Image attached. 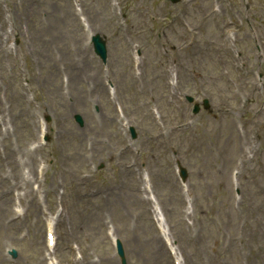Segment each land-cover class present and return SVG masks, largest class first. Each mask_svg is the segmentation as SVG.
Listing matches in <instances>:
<instances>
[{
  "label": "rangeland",
  "instance_id": "1",
  "mask_svg": "<svg viewBox=\"0 0 264 264\" xmlns=\"http://www.w3.org/2000/svg\"><path fill=\"white\" fill-rule=\"evenodd\" d=\"M19 1L20 7L17 9L16 14L19 18L22 15L23 21H26L27 24L31 23L38 49L44 51L47 55L57 44L55 42L65 35L66 21L61 18L60 13L62 7H66V0H59L58 4H56L55 0ZM233 1L235 14H237L238 9L244 11L242 2L245 0ZM249 6L250 10L244 11V13L250 21V25L252 22L256 25L258 29L257 33H260L259 42L264 47V1L254 3L253 0H249ZM96 9L99 11L96 12L91 10L90 12L93 23L95 28L97 24L100 28L104 29L108 26V24L103 18H101V11L104 10L103 0H100ZM41 11H44L47 15V18L44 21L40 19L39 13ZM209 27L210 24L208 25V28ZM207 32L210 33L211 30L208 29ZM78 34V37L75 39L72 38V35H69L63 37L62 40L66 42V45L72 51V55L74 57L77 56L79 52L81 56L86 58V54L79 48L78 42L81 40V34L79 31ZM212 37L217 39L218 34L214 32ZM48 42L51 44L47 47ZM243 42L246 45L248 54L251 53V43L247 40H243ZM114 56L119 58V55ZM47 63L49 66L46 67L42 73L46 75L49 72L55 76V87L53 88L51 94L49 89L41 88L40 85L38 86L34 82L33 86L34 89H36L38 96L43 98L45 101L52 97L55 107L58 108L59 115L66 117L61 109H66V104L70 105L71 102L66 101L64 98H62L63 101L58 98L56 95V88L60 85L59 74L70 75L72 77V90L74 92V98L76 95L79 97V109L76 111L82 115L85 123L89 122L91 124V128L84 126L80 129V139L83 141L85 137L97 135L96 139L99 143L94 146V160L88 159L86 157V153L81 151V155L73 162L75 159V152L71 147H69V142L70 146H72L74 142L68 141L66 145L69 156L65 158L68 164L60 163L55 166L52 181L54 182L57 190L61 187L65 190V194L62 199L65 223L64 228L60 230L57 251L61 248L67 247L69 244H75L82 256V260L79 264H118L117 260L113 259L114 253L110 241L111 235L108 234L105 227V221L107 220L105 216L110 213L115 220L113 231L110 234H116L121 237L124 242L127 255L131 257V264H155L150 255V248H153L154 246L153 232L148 226L146 214L143 213L146 206L139 202L133 194L134 185L131 179L123 176L122 174L123 170L121 168L119 158L116 155V149H113V123L110 124V122H112V116L110 114V109L105 106V99L100 88H97L91 94H85L84 85L80 81V69L75 66L76 62H72V57L67 54L62 57L61 61L57 59L55 62ZM94 66H97L96 62H88V73L91 74L92 71H94L92 69ZM121 68L122 65L119 66V69ZM77 71L78 74L76 76ZM237 74L241 77H245L243 72L236 73V76ZM116 78H118V72L116 73ZM7 79H12L13 81L14 77ZM42 82L45 83V80ZM186 89H189V87H186ZM8 90L9 94H11V98L14 99V94L17 98L16 102L21 103V98L16 93L15 85L12 86L11 90L9 88ZM205 90L214 93L212 96L213 105L215 108L220 109V112L217 113V117L214 120L210 118L207 120L212 121V124L221 136H228L227 140L229 143L226 150H222L224 148L223 144L218 147L224 159V172H226L232 165V160L235 155V149L233 148V143L235 142V132L234 129L232 130V126L234 123L236 124V128L239 129L241 127V125L237 124L236 121L241 114V98L249 97V91L251 89L235 86L231 92L229 87L220 86L218 88H205ZM215 90L220 92V94L216 93ZM178 91L179 87L173 88V92L177 93ZM88 98H91L93 101H98L100 103V110L108 111V115L107 117H104V121H90L89 105L87 103ZM252 102L254 101L252 100L250 103ZM263 105L264 96L256 102V105L250 106V108H254L257 112H259L257 118L260 122H262V125L264 124V109L261 111L260 106ZM15 114L17 115L18 121L25 124V113L20 111L17 107ZM195 121L197 124L191 125L189 130H185L180 133L189 138V131L191 130L193 132L198 128L199 121ZM173 122L175 121H171V123ZM248 122V127H250L251 121ZM202 133L206 136H212V131L208 129H203ZM156 134V131L152 128L142 129L138 137V141L144 149V155L154 172V176L160 181L165 178L171 180L170 189L173 194L170 195H172L175 199V210L171 213L168 212V214L174 225L175 230H173V232H176L177 235H179L180 232H183L187 239H190L184 232V228L179 220V199L174 186L175 183L172 178L170 162L167 160L166 152L162 147L163 140L158 141L153 139ZM103 138H107V145L104 144ZM244 140L250 143L251 136L248 135V140L247 137H245ZM172 141L174 143L172 144L173 147L178 148V146L182 145V141L179 139L178 134L172 135ZM184 148L183 156L194 179L192 190L196 195V213L198 214L200 223L203 224L204 228L210 226L215 227L216 225L221 224L223 227H229L234 235L239 216L233 211L232 191L229 190L228 179H225V176L223 175L221 176L220 158L216 157L213 161L204 162L202 159H206V148L198 150L196 144L193 142L187 141ZM104 151H108L110 158L107 163H104L103 170L93 176L87 166L88 162L93 161L98 164L96 159L102 156ZM198 155H203L202 159ZM147 171L149 173L151 172L148 168ZM248 173V171H245L246 176H248ZM78 174L82 176V179L79 181L77 179ZM199 175H202V179H199ZM262 182H264V163L260 167H257V172L255 173V177L253 179L248 178L247 180L246 178L244 184L238 182L242 189L240 204L242 216L246 212L252 211L248 207V203H252L254 206L253 209L256 207L257 211L264 213L257 208L261 202H264V185L260 188L258 187V184ZM245 186H249V193L244 191ZM163 187H165L164 184L159 185L161 193L166 191ZM168 196L169 194L163 193L164 201H166ZM6 205L8 206V201L6 202ZM7 213L6 207L4 213L0 216V239L6 236L3 233V230H9L12 227L15 229L31 227L32 220L30 213L28 216H23L14 220H12L13 215L9 214L8 217ZM130 218H134L137 221L136 232H132L130 230L128 225V220ZM31 229L35 231L37 230V226H33ZM245 234L246 237L244 242L251 251L249 263H251L253 258H256V264H264V245L258 248L256 243V239L259 238L260 235H258V233H254L248 228H246ZM19 246L22 250V256L18 260L17 264L28 263L30 258L34 259L35 255L31 245L26 242H21ZM207 247L208 246L204 241L198 245L199 251L205 250ZM25 250H30L31 256L27 257ZM135 251H138L139 253V261L135 259ZM223 252L224 249L217 248V255L219 257H217V255L214 256V260L221 261L220 256ZM225 257L229 264H239V256L237 255L235 245H233L230 249H227ZM162 259L163 258L161 256L157 261L161 262ZM0 264L6 263H4V261L0 258Z\"/></svg>",
  "mask_w": 264,
  "mask_h": 264
}]
</instances>
